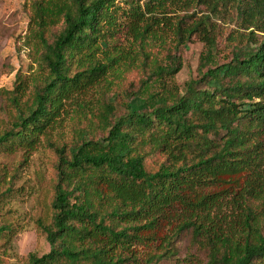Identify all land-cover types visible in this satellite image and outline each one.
Returning <instances> with one entry per match:
<instances>
[{"label":"trees","instance_id":"trees-1","mask_svg":"<svg viewBox=\"0 0 264 264\" xmlns=\"http://www.w3.org/2000/svg\"><path fill=\"white\" fill-rule=\"evenodd\" d=\"M127 3L26 0L22 47L30 70H18L11 89L0 88V149L42 141L54 154L35 219L48 250L29 252L26 264H138L134 246L177 207L189 215L167 245L185 233L206 250L208 264H264V179L255 147L264 133V0ZM222 16L242 29L227 36L226 54L217 46ZM123 28L146 76L137 90L120 89L128 100L119 104L106 97L109 77L135 64L110 42ZM194 36L203 44L197 75L178 84L180 49ZM154 42L162 58L152 56ZM65 117L67 136L53 138ZM241 172L250 176L237 186L235 228L219 229L211 217L205 224L217 199L204 189ZM3 177L0 166V199L11 191ZM14 233L12 224L0 225L2 242ZM168 248L149 253L146 264Z\"/></svg>","mask_w":264,"mask_h":264},{"label":"rangeland","instance_id":"rangeland-1","mask_svg":"<svg viewBox=\"0 0 264 264\" xmlns=\"http://www.w3.org/2000/svg\"><path fill=\"white\" fill-rule=\"evenodd\" d=\"M127 2L129 0H116V4L123 9L128 8ZM138 2L141 4L144 0H138ZM28 15L26 0H0V88L11 89L15 73L20 70L28 74L30 70V59L27 58L26 50L22 47V40L28 33ZM216 23L218 50L221 54H226L229 50L226 46L229 42L227 36L233 30L232 34L235 30L242 29L238 27L235 20L231 21L228 17L222 16V20ZM150 33L145 36L147 38L144 41L149 40ZM167 35L170 39V33ZM110 42L122 50L126 64L135 60V64L127 71L121 72L117 77L113 75L109 77L111 85L106 97L115 103L124 104L128 98L120 94V89L137 90L146 72L136 65L141 62V58L131 49L134 43L130 35H127L126 28L117 32ZM157 45H159L158 42L153 43L152 56L157 54L158 58H162L161 55H164V52L158 51ZM202 49V42L195 36L181 47L179 55L182 68L175 75L176 83L182 84L189 77H196ZM67 121L68 117H65L59 129L60 134L54 135L53 138L64 134L67 136ZM255 147L258 152L257 170L264 179V133ZM53 161L54 154L42 141L32 149H25L20 145L11 149H0V166L4 169L2 183L11 186V191L0 199V225L6 222L15 228V233L8 243L0 239V259L2 260L0 264H26V256L29 252L43 254L48 250L43 236L36 231L35 219L41 215L39 211L49 194L46 188L51 177ZM249 176L248 172H241L234 176V181L224 176L217 184H209L204 189V192L212 193L217 199L209 210V217L204 218L207 219L204 221L205 224H212L211 217L219 229L226 231L235 228L241 214L242 203H237V193H239L237 186L238 183L244 184ZM187 215L189 213L179 207L161 215L153 231L143 233L144 238L134 246L139 257L138 264H146L144 259L149 253L161 251L165 246L169 247L170 253L151 264H208L206 250L198 248L189 234L181 233L170 245L166 244L171 229Z\"/></svg>","mask_w":264,"mask_h":264}]
</instances>
